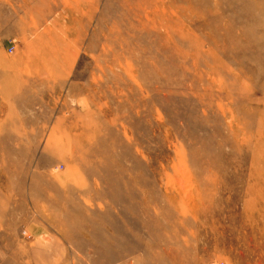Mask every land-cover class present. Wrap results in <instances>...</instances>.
<instances>
[{
  "label": "rangeland",
  "instance_id": "rangeland-1",
  "mask_svg": "<svg viewBox=\"0 0 264 264\" xmlns=\"http://www.w3.org/2000/svg\"><path fill=\"white\" fill-rule=\"evenodd\" d=\"M263 134L264 0H0V264H264Z\"/></svg>",
  "mask_w": 264,
  "mask_h": 264
},
{
  "label": "bare ground",
  "instance_id": "bare-ground-1",
  "mask_svg": "<svg viewBox=\"0 0 264 264\" xmlns=\"http://www.w3.org/2000/svg\"><path fill=\"white\" fill-rule=\"evenodd\" d=\"M263 135H264V134H263ZM263 148H264V147H263ZM261 150H262V149H261ZM262 151H263V150H262ZM263 154H264V153H263ZM259 159H260V158H259ZM262 159H263V158H262ZM258 162H261V161H258ZM257 165H258V163H257ZM258 169H259V167H258ZM260 170H261V169H260ZM263 172H264V171H263ZM263 172H262V173H263ZM263 174H264V173H263ZM260 176H261V175H260ZM263 181H264V179H263ZM255 185H257V184L255 183ZM253 187H254V186H253ZM257 187H258V186H257ZM257 187H256V188H257ZM259 187H260V186H259ZM261 188H263V187H260V191L262 190ZM257 190H258V189H257ZM261 192H262V191H261ZM253 195H254V194H253ZM261 195H263V192H262ZM259 196H260V195H259ZM252 197H253V196H252ZM260 197H261V196H260ZM260 197H259V198H260ZM254 198H255V196H254ZM257 199H258V198H257ZM255 202H256V199H255ZM262 202H263V201H262ZM263 204H264V203H263ZM259 205H260V204H259ZM260 208H261V207H260ZM258 210H259V209H258ZM263 213H264V212H263ZM261 215H262V214H261Z\"/></svg>",
  "mask_w": 264,
  "mask_h": 264
}]
</instances>
